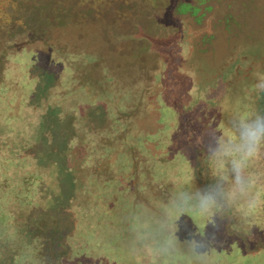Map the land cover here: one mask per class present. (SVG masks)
I'll return each mask as SVG.
<instances>
[{"label": "rangeland", "instance_id": "374dc122", "mask_svg": "<svg viewBox=\"0 0 264 264\" xmlns=\"http://www.w3.org/2000/svg\"><path fill=\"white\" fill-rule=\"evenodd\" d=\"M168 74L198 84L180 119L194 135L176 152L158 97ZM215 83L214 99L193 105ZM255 112L264 113V0H0V264H226L194 261L193 235L229 262L264 264V244L239 252L219 215L182 214L171 255L134 230L199 188L190 167L202 154L211 183V130ZM257 169L264 146L248 167L258 203L237 199L226 214L251 239L264 230Z\"/></svg>", "mask_w": 264, "mask_h": 264}, {"label": "clouds", "instance_id": "9594fccd", "mask_svg": "<svg viewBox=\"0 0 264 264\" xmlns=\"http://www.w3.org/2000/svg\"><path fill=\"white\" fill-rule=\"evenodd\" d=\"M211 131L214 138L208 153L212 163L211 183L193 192L179 193L153 224L135 226L136 241L140 244L153 241L158 254L171 255L181 250L176 233L182 214L199 213L212 222L215 215L226 216L237 199H245L249 207L258 203V197L252 194L254 179L248 167L264 146V113H237L223 134ZM186 243V252L194 261H204L213 250L209 246L199 253L198 249L205 245L195 235Z\"/></svg>", "mask_w": 264, "mask_h": 264}, {"label": "trees", "instance_id": "16d2710c", "mask_svg": "<svg viewBox=\"0 0 264 264\" xmlns=\"http://www.w3.org/2000/svg\"><path fill=\"white\" fill-rule=\"evenodd\" d=\"M4 4H6V3H4ZM197 10H198V7H192L191 8L192 14H195V12ZM166 78H167L166 82L165 81L164 82L166 83L167 90H165V89L162 90V93L158 94L159 95L158 97H159V100H161L163 107L165 109H167V111H168L167 113H169L170 119H172L174 122L173 124L168 125L169 130L172 129L170 134H173V135H171L172 137L170 139L169 148L172 149L173 152H176L182 148V143H183L182 139H184L187 142V141L191 140V136H192L191 134H193L192 130L190 128L188 129L180 121V119L183 117V114H182L183 111L182 110H184L186 108V106L192 105L191 103H189V105L187 104L186 98H184L186 96V93L190 92L189 94L191 96H187V97L188 98L190 97L191 101H189V102H192V99L195 98L194 97L195 94H194L193 90H194V87L198 86V84L196 81L193 80V78L191 77V74L186 75L183 79H180V80L174 79L169 74H168V76H166ZM217 81H218V79H217ZM208 86H210V87L205 88L202 91L203 97L200 98L201 101H198L197 103L195 102L193 105L198 106V103L200 104V102L202 103V105H204V104L208 105L210 102L207 104L206 100L214 99V97H215L214 93H217V90L219 88V84H216V83L215 84H209ZM190 90H192V91H190ZM187 91H189V92H187ZM193 101H197V100H193ZM193 107H191V108H193ZM164 127L167 128V125L165 124ZM183 130L186 133L184 135H183ZM196 130H200V129L198 127H196ZM205 157L206 156L204 154H202L199 157V162H201L203 164L195 166L191 163L192 165L190 167V169L192 170L193 180L196 182V184H197V186H199V188H201L200 187L201 184H203L204 186L208 185V183H207L208 169L206 168V164H204V163H206L204 161ZM259 170L260 169H257L256 171L252 170V174L253 175H256V174L261 175V176H259V178L264 179V170H262V171H259ZM258 175L256 177H258ZM196 184H195V186H196ZM176 196L177 195L175 194L174 197H176ZM254 211H257V210L254 209ZM223 217L226 218L222 222H220V223L225 224V229L223 232L229 237L233 236L232 239H235V241H236L235 242L236 243L235 244L236 250H238L239 252L244 253L246 255L254 256L258 252L257 251L258 246H262L264 244V230L262 231V234H260V237L258 236L257 239L256 238L251 239L250 236H252V234H248V235L244 234V231L239 230L238 227H235L234 225H232V223L230 222L231 220L227 215L223 216ZM256 217H257V215H256ZM263 223H264V218H263ZM187 228L190 230L189 234L190 233L195 234V231H194L195 229H194V226L192 223H187ZM250 233H252V231H250ZM196 236H197V239H200L198 235H196ZM259 238H260V240H259ZM209 246L213 250H212L211 254L209 256H207V259L213 260V261H220L221 259H224L226 264H235L236 263V261H233V262L227 261L226 258L222 256V252L217 251V250L220 251L221 249L214 248L213 246H211L209 244L205 247V251L208 250ZM228 251H230V249H228ZM228 251H225V252H228Z\"/></svg>", "mask_w": 264, "mask_h": 264}, {"label": "flooded vegetation", "instance_id": "af4514ba", "mask_svg": "<svg viewBox=\"0 0 264 264\" xmlns=\"http://www.w3.org/2000/svg\"><path fill=\"white\" fill-rule=\"evenodd\" d=\"M190 13H192V11H190Z\"/></svg>", "mask_w": 264, "mask_h": 264}]
</instances>
